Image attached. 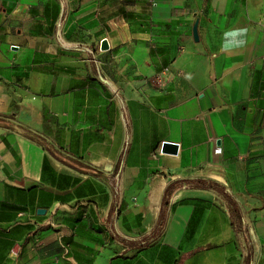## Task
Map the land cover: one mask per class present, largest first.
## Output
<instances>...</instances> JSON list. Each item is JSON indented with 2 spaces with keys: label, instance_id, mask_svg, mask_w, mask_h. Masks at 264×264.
Wrapping results in <instances>:
<instances>
[{
  "label": "crops",
  "instance_id": "1",
  "mask_svg": "<svg viewBox=\"0 0 264 264\" xmlns=\"http://www.w3.org/2000/svg\"><path fill=\"white\" fill-rule=\"evenodd\" d=\"M0 264H264V0H0Z\"/></svg>",
  "mask_w": 264,
  "mask_h": 264
},
{
  "label": "trees",
  "instance_id": "2",
  "mask_svg": "<svg viewBox=\"0 0 264 264\" xmlns=\"http://www.w3.org/2000/svg\"><path fill=\"white\" fill-rule=\"evenodd\" d=\"M29 135H31L34 139L38 140L39 142H43L42 139H40L38 136L28 132ZM215 190L226 200V202L228 203V206L230 208L231 214H232V218H234V220L236 219V222L240 225H242L243 223V217H242V212L238 206V203L236 201V199L234 198L233 195H231L229 192H227L226 190H224L223 188L219 187L216 185ZM173 193L172 189H169L167 191V195L171 196ZM168 209H169V203H166L164 205V208L162 210V218L160 219V222L158 224V227L156 228V230L154 231V233H161L162 231V226H163V217L165 218L168 215ZM124 243L132 246V247H138L139 243L138 242H127L124 241Z\"/></svg>",
  "mask_w": 264,
  "mask_h": 264
},
{
  "label": "water",
  "instance_id": "3",
  "mask_svg": "<svg viewBox=\"0 0 264 264\" xmlns=\"http://www.w3.org/2000/svg\"><path fill=\"white\" fill-rule=\"evenodd\" d=\"M194 37L196 40H198V27H197V25L194 27ZM109 48H110V46H109L108 41L104 40L101 44V49L103 51H107V50H109ZM166 150H167V152L169 151L173 154H177V145L174 143L167 142L164 144V147H163V151H166ZM38 213L39 214H45V210H39Z\"/></svg>",
  "mask_w": 264,
  "mask_h": 264
},
{
  "label": "built area",
  "instance_id": "4",
  "mask_svg": "<svg viewBox=\"0 0 264 264\" xmlns=\"http://www.w3.org/2000/svg\"><path fill=\"white\" fill-rule=\"evenodd\" d=\"M152 5H153L154 7L157 6V4H155L154 2L152 3ZM163 152H164V151H163ZM18 255H19V247H18V246H15V247L13 248V250L11 251V253H10V258H11V259H17V258H18Z\"/></svg>",
  "mask_w": 264,
  "mask_h": 264
}]
</instances>
